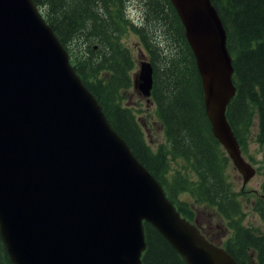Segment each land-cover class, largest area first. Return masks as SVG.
Listing matches in <instances>:
<instances>
[{"label":"water","instance_id":"1","mask_svg":"<svg viewBox=\"0 0 264 264\" xmlns=\"http://www.w3.org/2000/svg\"><path fill=\"white\" fill-rule=\"evenodd\" d=\"M201 79L214 137L246 183L226 117L235 94L223 22L210 0H170ZM133 87L150 101L142 56ZM144 223L186 264H238L182 217L111 127L33 0H0V238L13 264H141Z\"/></svg>","mask_w":264,"mask_h":264},{"label":"trees","instance_id":"2","mask_svg":"<svg viewBox=\"0 0 264 264\" xmlns=\"http://www.w3.org/2000/svg\"><path fill=\"white\" fill-rule=\"evenodd\" d=\"M210 1L226 30L234 68L235 94L226 108L227 120L242 150L256 121V140L264 147V0ZM33 2L111 127L163 186L180 214L193 220L202 207L219 222L222 216L233 229L226 243L232 257L239 264H264V236L241 224L239 192L228 180L230 160L212 134L195 58L171 1L141 0L140 23L127 17V0ZM159 25L163 41L153 38ZM129 35L136 36L152 65L150 101L165 137L156 150L146 143L134 109L125 103L135 69L132 51L123 40ZM184 194L190 200H183ZM144 231L142 264H186L154 227L144 223ZM247 248H253V262L245 259ZM0 264H13L1 238Z\"/></svg>","mask_w":264,"mask_h":264},{"label":"rangeland","instance_id":"3","mask_svg":"<svg viewBox=\"0 0 264 264\" xmlns=\"http://www.w3.org/2000/svg\"><path fill=\"white\" fill-rule=\"evenodd\" d=\"M126 15L127 17L135 22L140 23L142 18V3L141 0H127L126 4ZM124 42L130 47L132 55L135 59V69L132 72V77L139 70V63L142 59V56L148 57L146 53L142 50L138 39L135 35H129L128 37H123ZM126 104L134 109L138 120L141 123V127L144 133L146 143L151 147L152 150L158 149V147L165 142L164 132L162 126L159 124L154 115V105L153 103L147 102L145 97H142L134 87L128 89L126 92ZM257 130L256 121L252 127V132L250 133L247 146L242 150V156L246 162L253 166V163L256 162L255 167L259 169V172H255L254 175L244 183L242 190L239 191L238 198L240 200V205L242 207L241 215V224L243 228L250 229L252 233L257 236H264V207L261 200H264V189H262V183L264 182V147L258 144L256 140L255 132ZM230 165L227 168V173L229 174L228 180L231 182L233 189L238 191L241 189L243 183V176L235 167L233 161L229 158ZM254 167V166H253ZM172 173L167 175L170 176ZM183 200H190L187 194L181 196ZM198 208V207H197ZM200 219L202 222L207 221V224L210 227V223L215 229L207 228L206 231L211 232L213 235L210 239L206 236L205 239L217 245L218 241H222V234L216 233L214 230L220 229V226L217 227V220L212 218V215L202 209H199ZM223 225H227V220L222 222ZM204 224V223H203ZM219 225V224H218ZM232 230L227 229V234ZM214 236H217V243L215 244ZM250 254L253 255L254 251L250 250Z\"/></svg>","mask_w":264,"mask_h":264},{"label":"flooded vegetation","instance_id":"4","mask_svg":"<svg viewBox=\"0 0 264 264\" xmlns=\"http://www.w3.org/2000/svg\"><path fill=\"white\" fill-rule=\"evenodd\" d=\"M241 190H242V188H241ZM214 219V218H213ZM215 220H217V223L219 224H217V227L218 226H220V229L222 230V231H220V230H218V229H216V230H214V232H216V233H223L222 234V239L225 241L226 239H227V236H228V234H227V229L228 228H223L221 225H220V222H219V219H215ZM193 222H194V224L196 225V227H197V229L200 231V233L202 234V235H204V236H206V237H208L209 239L213 236L212 234H211V232H208V231H206V229L207 228H212V229H215L213 226H212V224L210 223V227H209V225L207 224V221H205V222H202L203 220L202 219H200V214H199V212L198 213H196V215L194 216V219L192 220ZM204 223V224H203ZM214 241H215V244L217 243V236H214ZM218 245H223V243L220 241H218Z\"/></svg>","mask_w":264,"mask_h":264},{"label":"clouds","instance_id":"5","mask_svg":"<svg viewBox=\"0 0 264 264\" xmlns=\"http://www.w3.org/2000/svg\"><path fill=\"white\" fill-rule=\"evenodd\" d=\"M153 38L158 39L160 41H163L164 39V32H163V26L159 25L157 26L153 31Z\"/></svg>","mask_w":264,"mask_h":264}]
</instances>
